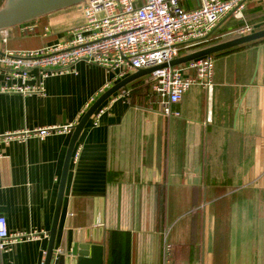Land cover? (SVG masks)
I'll return each mask as SVG.
<instances>
[{
  "label": "crops",
  "instance_id": "0c3cea01",
  "mask_svg": "<svg viewBox=\"0 0 264 264\" xmlns=\"http://www.w3.org/2000/svg\"><path fill=\"white\" fill-rule=\"evenodd\" d=\"M84 20L82 7L72 6L38 18L34 30L11 27L0 50L52 44ZM244 24L264 29V0H246L243 20L229 14L213 32L228 35ZM253 42L214 55L213 91L191 86L172 105L179 116L161 111L150 75L99 108L75 148L56 253L70 249L75 229L101 220L104 264H264V40ZM75 69L49 77L44 95L0 93V135L76 124L124 78L86 60ZM73 130L0 145V214L11 233L25 234L0 264H44Z\"/></svg>",
  "mask_w": 264,
  "mask_h": 264
},
{
  "label": "built area",
  "instance_id": "2783aa9c",
  "mask_svg": "<svg viewBox=\"0 0 264 264\" xmlns=\"http://www.w3.org/2000/svg\"><path fill=\"white\" fill-rule=\"evenodd\" d=\"M181 1H84L81 7L85 20L71 28L67 38L35 49L0 50V93L44 95L49 77L76 73V64L83 60L118 70L117 77L125 78L141 68L169 64L183 55L184 47L191 48L207 38L229 14L244 19L246 0H200V6L195 9L185 8ZM34 21L20 26L23 30H34L37 25ZM45 30L48 32L50 27L46 26ZM254 31L253 25L244 24L229 35L240 37ZM10 35L11 28L3 29L0 40L6 43ZM215 65V57L211 55L157 69L150 75V94L165 115L179 116L181 112L173 111L172 105L179 103L191 86L200 85L211 94ZM187 70H192L194 75H186ZM74 125L7 133L0 135V145L17 139L25 141L31 134L44 138L51 132L69 133ZM79 155L80 150L75 149L72 160L77 161ZM24 235L11 233L7 218L0 214V256L8 250L10 242Z\"/></svg>",
  "mask_w": 264,
  "mask_h": 264
},
{
  "label": "water",
  "instance_id": "95a60500",
  "mask_svg": "<svg viewBox=\"0 0 264 264\" xmlns=\"http://www.w3.org/2000/svg\"><path fill=\"white\" fill-rule=\"evenodd\" d=\"M86 0H5L0 7V31L3 29L18 26L28 23L38 18L47 16L59 10H63L72 6H81ZM264 38V29L236 37L221 43L197 49L186 54H183L173 59L169 64L141 68L133 72L115 83L107 89L99 98L89 107L80 121L74 125L73 134L67 150V155L63 167V172L60 180L59 193L57 198L56 209L52 228L50 230L49 245L46 252L44 264H104V227L100 224L101 220L96 223L94 228H81L74 230V241L71 247L66 252H55V240L63 201L67 184V177L70 170L72 156L75 151L79 136L91 117L97 110L115 93L122 88L127 87L135 80L149 76L153 71L167 67L168 65L175 66L187 63L188 61L198 59L204 56H211L218 52L240 46L249 42ZM68 226H72V206H70V215L68 218Z\"/></svg>",
  "mask_w": 264,
  "mask_h": 264
},
{
  "label": "trees",
  "instance_id": "16d2710c",
  "mask_svg": "<svg viewBox=\"0 0 264 264\" xmlns=\"http://www.w3.org/2000/svg\"><path fill=\"white\" fill-rule=\"evenodd\" d=\"M236 37H237L236 35L234 36V35H229V34L228 35L216 36L215 33L212 32L207 38H205L199 44H197V45H195V46H193V47H191L189 49H183L182 53L186 54L185 51L191 52V51H194V50H197V49H201V48H204V47H208V46H212V45H215V44H218V43H221L223 41L230 40V39H233V38H236ZM262 40H264V38L260 39V40H256L253 43H256V42H259V41H262ZM243 47H245V45L236 46V47H233V48L218 52V53H216L214 55H221L222 53L223 54L231 53V52H233L235 50H238V49H241ZM134 83H136V81ZM125 88H122L121 90H123Z\"/></svg>",
  "mask_w": 264,
  "mask_h": 264
},
{
  "label": "rangeland",
  "instance_id": "374dc122",
  "mask_svg": "<svg viewBox=\"0 0 264 264\" xmlns=\"http://www.w3.org/2000/svg\"><path fill=\"white\" fill-rule=\"evenodd\" d=\"M21 41H23V40H21ZM21 41H20V42H21ZM184 49H189V48H185V47H184Z\"/></svg>",
  "mask_w": 264,
  "mask_h": 264
}]
</instances>
